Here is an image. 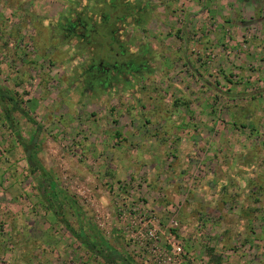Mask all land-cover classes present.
<instances>
[{
  "label": "rangeland",
  "instance_id": "374dc122",
  "mask_svg": "<svg viewBox=\"0 0 264 264\" xmlns=\"http://www.w3.org/2000/svg\"><path fill=\"white\" fill-rule=\"evenodd\" d=\"M112 2L137 9L125 32L145 67L115 88L82 83L109 37L92 48L59 28ZM0 79L106 243L144 264L125 232L144 212L180 243V264H264V0H0ZM13 128L0 119V264H106L45 211Z\"/></svg>",
  "mask_w": 264,
  "mask_h": 264
},
{
  "label": "trees",
  "instance_id": "16d2710c",
  "mask_svg": "<svg viewBox=\"0 0 264 264\" xmlns=\"http://www.w3.org/2000/svg\"><path fill=\"white\" fill-rule=\"evenodd\" d=\"M20 115L31 124L28 137H22L15 129L14 113ZM0 119L13 128V135L16 143L20 146L23 159L26 164V174L32 177L33 189L38 195L45 211L49 213L52 220L58 224L79 242V244L90 252L91 256L99 257L106 264H139L128 255L106 243L98 234L91 221L87 220L84 212L67 191L61 189L57 182L52 178L49 171L43 166L37 152V137L39 127L27 113L20 108L16 100L15 93L6 87L0 79ZM68 208L74 216L77 228H73L64 216L65 209ZM84 226L87 233L84 232Z\"/></svg>",
  "mask_w": 264,
  "mask_h": 264
},
{
  "label": "flooded vegetation",
  "instance_id": "af4514ba",
  "mask_svg": "<svg viewBox=\"0 0 264 264\" xmlns=\"http://www.w3.org/2000/svg\"><path fill=\"white\" fill-rule=\"evenodd\" d=\"M124 4V2H123ZM122 2L117 6L110 4L111 12L96 18L74 13L72 17L64 19L59 28L65 38L72 39L73 43H82L87 47L96 46V35L109 37L105 56L94 55L87 57L84 63V80L82 83L95 81V85H104L115 88L118 83H128V76L132 72L145 67V53L137 48L131 51L128 47L129 38L125 32L127 19L133 21L138 18L136 8L126 9ZM112 14V15H111Z\"/></svg>",
  "mask_w": 264,
  "mask_h": 264
},
{
  "label": "built area",
  "instance_id": "2783aa9c",
  "mask_svg": "<svg viewBox=\"0 0 264 264\" xmlns=\"http://www.w3.org/2000/svg\"><path fill=\"white\" fill-rule=\"evenodd\" d=\"M137 214L126 221L125 232L130 242L146 254L143 263L180 264L184 255L180 243L173 237L162 241L155 216L144 212Z\"/></svg>",
  "mask_w": 264,
  "mask_h": 264
},
{
  "label": "crops",
  "instance_id": "0c3cea01",
  "mask_svg": "<svg viewBox=\"0 0 264 264\" xmlns=\"http://www.w3.org/2000/svg\"><path fill=\"white\" fill-rule=\"evenodd\" d=\"M208 131H211V129L209 128V130Z\"/></svg>",
  "mask_w": 264,
  "mask_h": 264
}]
</instances>
